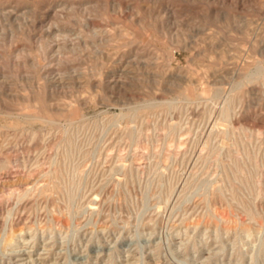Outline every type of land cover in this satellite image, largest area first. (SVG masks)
Here are the masks:
<instances>
[{
  "label": "rangeland",
  "instance_id": "obj_1",
  "mask_svg": "<svg viewBox=\"0 0 264 264\" xmlns=\"http://www.w3.org/2000/svg\"><path fill=\"white\" fill-rule=\"evenodd\" d=\"M0 264H264V0H0Z\"/></svg>",
  "mask_w": 264,
  "mask_h": 264
},
{
  "label": "bare ground",
  "instance_id": "obj_2",
  "mask_svg": "<svg viewBox=\"0 0 264 264\" xmlns=\"http://www.w3.org/2000/svg\"><path fill=\"white\" fill-rule=\"evenodd\" d=\"M18 216H19V215H18ZM19 217H20V216H19ZM21 218H22V217H21ZM15 219H16V218H15ZM18 219H19V218H18ZM11 223H12V221H11ZM14 224H15V223H14ZM14 224H13V225H14ZM17 224H18V222H17Z\"/></svg>",
  "mask_w": 264,
  "mask_h": 264
}]
</instances>
